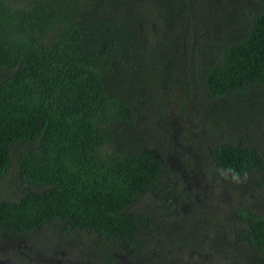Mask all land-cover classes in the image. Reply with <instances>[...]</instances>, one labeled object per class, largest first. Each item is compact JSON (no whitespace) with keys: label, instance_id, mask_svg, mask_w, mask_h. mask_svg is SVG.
<instances>
[{"label":"trees","instance_id":"1","mask_svg":"<svg viewBox=\"0 0 264 264\" xmlns=\"http://www.w3.org/2000/svg\"><path fill=\"white\" fill-rule=\"evenodd\" d=\"M179 90L177 119L208 140L192 149L201 165L241 174L222 176L239 194L228 229L207 231L174 169L167 105ZM257 97L264 105V0H0V178L16 160L20 185L0 202V232L52 230L67 251L76 235L103 264L158 237L264 264V213L247 198L264 192L253 129L264 108L247 103Z\"/></svg>","mask_w":264,"mask_h":264},{"label":"rangeland","instance_id":"2","mask_svg":"<svg viewBox=\"0 0 264 264\" xmlns=\"http://www.w3.org/2000/svg\"><path fill=\"white\" fill-rule=\"evenodd\" d=\"M181 93L182 90L173 92L174 95L171 102L167 105V110L170 113V124L168 126L173 132L174 139L173 146L168 150L178 161V163H175L176 168L174 169H177L183 176L185 192L187 191V194L193 193L194 196H197L194 207L197 205V207L204 208L207 211L206 218L209 219L206 221L207 231L209 232V229L215 226L218 230L222 226L228 229L230 225L233 226V222L227 218L230 213L228 206L236 202L239 194L229 191L223 177L218 172H215L213 168L211 169V165H201V158H198L192 152V149H196L198 146L206 148L208 140L203 138L202 131L198 127L190 126L191 123L188 120L180 122L177 119L176 111L180 108ZM250 100L247 103L251 110L254 108L259 109L260 107L264 108V105L259 103L261 101L260 97H257L252 103H250ZM238 103H241L240 100ZM261 118L255 120L257 127H253V129H257V134L254 136L255 145L264 152V126L262 125L264 118ZM229 131L233 134V127L229 128ZM216 132L219 133L220 130L217 128ZM246 135L249 136V131L246 132ZM228 140L230 141L231 138H228ZM186 141L189 143L183 144ZM18 171L15 160L7 175L0 178V202L17 196L16 192L20 188ZM247 198L249 201L252 200L250 205L256 207V211L264 213L263 191L258 190L256 193H251ZM250 205L249 207H251ZM149 210H156L160 222H163L162 219L164 220L165 218L162 216L161 211L154 208L153 205L149 206ZM190 210L191 206L184 207L183 212L186 214ZM53 235L52 230H43L21 239L12 240V236L5 239L6 237L0 232V264H103L86 259L85 252H83L84 238L71 235L76 238L77 245L74 249L67 251L55 249ZM175 235H177V232ZM81 236L83 235L81 234ZM157 240L155 245H151L149 251H143L141 255L131 254L130 251L129 254L126 249L114 253L117 259L115 264H151L156 257L166 258L169 264H239V258L241 257L238 256L235 259L233 257L234 254L228 253L225 257L218 258L212 251H199L197 249H192L191 251L172 250L168 244H165L163 239L158 237ZM85 242H88V240L86 239ZM89 242H91L90 238ZM160 246L163 248H160ZM205 246L208 248L207 242ZM124 253L126 255H123ZM247 258L253 259L251 255H248Z\"/></svg>","mask_w":264,"mask_h":264},{"label":"clouds","instance_id":"3","mask_svg":"<svg viewBox=\"0 0 264 264\" xmlns=\"http://www.w3.org/2000/svg\"><path fill=\"white\" fill-rule=\"evenodd\" d=\"M220 172V175L223 176L225 179L228 178V176H231V179L234 183H241L242 182V177L241 174L239 172H237L234 168L229 167L227 169H222V170H218ZM248 174L245 172L243 174V180L247 179Z\"/></svg>","mask_w":264,"mask_h":264}]
</instances>
